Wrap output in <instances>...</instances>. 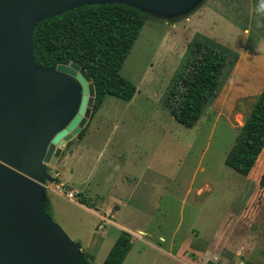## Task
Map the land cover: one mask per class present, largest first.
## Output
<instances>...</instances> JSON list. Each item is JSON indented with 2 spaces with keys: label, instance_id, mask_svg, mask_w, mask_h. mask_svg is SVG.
I'll use <instances>...</instances> for the list:
<instances>
[{
  "label": "rangeland",
  "instance_id": "obj_1",
  "mask_svg": "<svg viewBox=\"0 0 264 264\" xmlns=\"http://www.w3.org/2000/svg\"><path fill=\"white\" fill-rule=\"evenodd\" d=\"M262 2L203 0L180 17L150 14L121 68L136 84V94L131 100L108 94L87 138L70 140L80 146L79 154L88 153L87 165L91 162L94 169L89 186H80L113 185L121 194L126 180L130 205L121 206L114 218L135 230L125 264H264V188L258 178L264 154L251 175L225 164L264 87V11H257ZM195 37L220 43L228 61L216 95L198 122L187 127L171 112L180 98H170L169 91L175 77L188 74L193 65L192 56L186 60ZM79 154L71 166H82L83 173ZM116 163L124 164L121 176ZM59 165L60 172L69 171V161ZM50 167L55 176L58 169ZM75 181L83 178L76 175ZM141 230L143 239L137 236ZM170 249L176 258L168 255ZM93 254L94 264H102L106 252Z\"/></svg>",
  "mask_w": 264,
  "mask_h": 264
},
{
  "label": "water",
  "instance_id": "obj_2",
  "mask_svg": "<svg viewBox=\"0 0 264 264\" xmlns=\"http://www.w3.org/2000/svg\"><path fill=\"white\" fill-rule=\"evenodd\" d=\"M203 0H0V264H89L44 209L49 166L91 116L95 86L76 62L41 67L32 35L42 19L96 3L180 17Z\"/></svg>",
  "mask_w": 264,
  "mask_h": 264
},
{
  "label": "trees",
  "instance_id": "obj_3",
  "mask_svg": "<svg viewBox=\"0 0 264 264\" xmlns=\"http://www.w3.org/2000/svg\"><path fill=\"white\" fill-rule=\"evenodd\" d=\"M150 17L126 3H96L42 19L32 35L36 63L45 68L76 62L87 70L95 86L91 120L108 94L123 100H131L136 94V84L121 73V68ZM187 54L186 61L192 56L193 65L188 74L175 77L169 96L180 98L171 108L175 118L185 126L193 127L216 95L228 56L220 43L208 37H195ZM89 123L77 137L85 134ZM263 154L264 87L239 129L225 164L243 175H251ZM259 184L264 188V170ZM78 199L90 205L81 193ZM44 209L52 215L48 200ZM132 245L131 233L122 230L102 264H122ZM83 253L89 264H93V257L84 250Z\"/></svg>",
  "mask_w": 264,
  "mask_h": 264
},
{
  "label": "crops",
  "instance_id": "obj_4",
  "mask_svg": "<svg viewBox=\"0 0 264 264\" xmlns=\"http://www.w3.org/2000/svg\"><path fill=\"white\" fill-rule=\"evenodd\" d=\"M89 120L90 118L88 119L87 123L90 122V125L91 120ZM89 125L85 134L80 138L75 136L72 139V142L76 138H78V140L80 141H84L89 135ZM69 144L71 143L67 142L63 145L61 156L58 158L56 163L52 165V168L58 169L61 165H59L60 161L63 164L65 163V161H69V171L63 170L62 172H60L58 169L56 171V175H53L54 181L46 183L45 187L47 200L50 202L52 215L59 221H62V223L66 225V227H68L70 233L78 240V242L81 243L82 249L93 257L94 264L96 257L93 253L102 250L106 252L107 256L122 230H126L131 233L132 244L134 245L133 236L135 230H133L130 225L124 222H118L114 219L118 216V212L121 209V206H123L124 208H128L130 205V201L126 200V197L128 195V193L125 191L126 180H124L120 185V189L122 190L121 194L115 193L117 187H114L113 185L112 187H110L109 185L110 180L108 179H110L111 173L106 177V181H109L106 182L107 185H109V188L106 186L102 187L99 184H95L92 188H87L86 186H89L88 179H90V175L94 174L92 163L90 162L89 166L87 165L86 156L88 153L83 152L81 155L78 153L80 150L79 145L77 147L73 144ZM87 148L88 147H86V150H88ZM78 154L81 155L79 163H81L82 165L85 164L83 173L79 172L82 166H79V168L77 167V165L75 166L76 168L71 166L70 160L76 158ZM101 155H103V151L99 153V157ZM123 167L124 164H115V170H120V176L124 173V171H122ZM49 168L51 169L50 166ZM263 170L260 172L258 178H260ZM76 175L81 176L83 178V181L77 183L75 181ZM60 176H65V178H61V181H59V183L56 185V178L59 179ZM74 184H76V186ZM81 184L86 186L82 187L80 186ZM87 189H89V193H91V195H94L93 197L85 192ZM68 190L75 191L77 193V196L75 198L67 197L66 193ZM80 193L87 198L90 205L79 201L78 198L80 196ZM114 194L119 196V198ZM103 221L106 223L105 225L101 224V222ZM107 225L114 226L118 228V230L116 231L112 228L108 229ZM138 233L137 236L140 239H143V235L146 234V232H144L143 230L138 231ZM133 245L122 264L126 263L133 250ZM157 247L161 248L160 246ZM167 253L168 255L176 258V255L172 254V249L168 250ZM201 254H203V252ZM199 255L200 253L198 255L195 254V260L199 259ZM201 260L203 261L204 259Z\"/></svg>",
  "mask_w": 264,
  "mask_h": 264
},
{
  "label": "built area",
  "instance_id": "obj_5",
  "mask_svg": "<svg viewBox=\"0 0 264 264\" xmlns=\"http://www.w3.org/2000/svg\"><path fill=\"white\" fill-rule=\"evenodd\" d=\"M66 195H67V197H70V198L74 197L75 198L77 196V193L73 190H68Z\"/></svg>",
  "mask_w": 264,
  "mask_h": 264
},
{
  "label": "clouds",
  "instance_id": "obj_6",
  "mask_svg": "<svg viewBox=\"0 0 264 264\" xmlns=\"http://www.w3.org/2000/svg\"><path fill=\"white\" fill-rule=\"evenodd\" d=\"M257 11H264V2H262V3L259 5V8L257 9Z\"/></svg>",
  "mask_w": 264,
  "mask_h": 264
}]
</instances>
